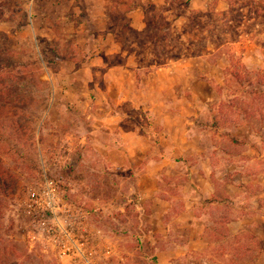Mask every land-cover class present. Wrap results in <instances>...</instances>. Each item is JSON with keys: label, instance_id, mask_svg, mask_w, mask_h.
<instances>
[{"label": "rangeland", "instance_id": "374dc122", "mask_svg": "<svg viewBox=\"0 0 264 264\" xmlns=\"http://www.w3.org/2000/svg\"><path fill=\"white\" fill-rule=\"evenodd\" d=\"M128 63L140 84L156 67L205 65L191 126L208 139L228 124L264 127V0H0V264H155L150 201L139 199L144 161L128 145L110 153L133 141L129 131L156 145L146 106L114 103L104 85L105 66ZM46 178L78 257L29 226V195ZM237 238L209 250L210 264H262L259 238Z\"/></svg>", "mask_w": 264, "mask_h": 264}, {"label": "crops", "instance_id": "0c3cea01", "mask_svg": "<svg viewBox=\"0 0 264 264\" xmlns=\"http://www.w3.org/2000/svg\"><path fill=\"white\" fill-rule=\"evenodd\" d=\"M105 69L103 82L111 101L146 106L152 125L159 126L155 146L149 134L129 131L124 135L133 141L110 150L119 154L128 145L130 153L144 161L139 199L150 201V211L143 215L150 223L155 264H210L209 250L227 247V236L238 239L249 232L264 245V127L255 132L246 121L228 124L209 139L205 130H193L191 120L199 113L192 102L198 99L195 88L207 84L201 81L208 75L203 64L198 63L197 70L188 63L182 68L156 67L141 84L129 63ZM180 69L185 72L183 79H178ZM177 88L188 89L189 95L176 94ZM229 137L236 148L222 147L217 141ZM152 147L158 156L147 158ZM182 177L180 188L173 192L171 186ZM164 178L168 188L162 187ZM258 262L264 264V248Z\"/></svg>", "mask_w": 264, "mask_h": 264}, {"label": "built area", "instance_id": "2783aa9c", "mask_svg": "<svg viewBox=\"0 0 264 264\" xmlns=\"http://www.w3.org/2000/svg\"><path fill=\"white\" fill-rule=\"evenodd\" d=\"M45 187L42 191H32L29 195V203L26 204L29 226L45 233L47 238H52L60 255L78 257L79 243L72 225L65 226L59 221L62 203L60 193L48 178Z\"/></svg>", "mask_w": 264, "mask_h": 264}, {"label": "trees", "instance_id": "16d2710c", "mask_svg": "<svg viewBox=\"0 0 264 264\" xmlns=\"http://www.w3.org/2000/svg\"><path fill=\"white\" fill-rule=\"evenodd\" d=\"M190 55L192 54V55H194L193 53H189ZM189 54H183L184 56H188ZM178 56H179V54H177ZM177 55H173L174 57H178ZM2 71H4V68H3V66L0 64V75H1V73H2ZM1 78V77H0ZM0 168H1V166H0ZM1 175H2V173L0 172V185H6V183H5V181H4V178H1ZM3 182V183H2ZM2 183V184H1Z\"/></svg>", "mask_w": 264, "mask_h": 264}]
</instances>
